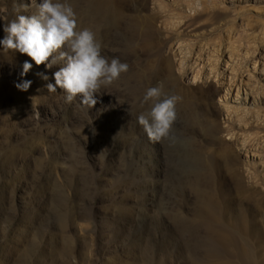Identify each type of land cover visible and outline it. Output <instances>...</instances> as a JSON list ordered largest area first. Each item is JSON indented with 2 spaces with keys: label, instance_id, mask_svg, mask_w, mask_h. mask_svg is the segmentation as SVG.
Masks as SVG:
<instances>
[{
  "label": "rangeland",
  "instance_id": "1",
  "mask_svg": "<svg viewBox=\"0 0 264 264\" xmlns=\"http://www.w3.org/2000/svg\"><path fill=\"white\" fill-rule=\"evenodd\" d=\"M0 264H264V0H0Z\"/></svg>",
  "mask_w": 264,
  "mask_h": 264
}]
</instances>
